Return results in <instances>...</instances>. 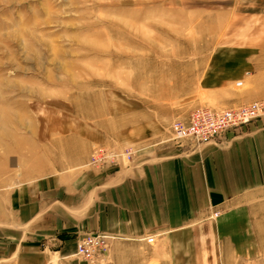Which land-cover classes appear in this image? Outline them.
<instances>
[{
  "label": "rangeland",
  "instance_id": "obj_1",
  "mask_svg": "<svg viewBox=\"0 0 264 264\" xmlns=\"http://www.w3.org/2000/svg\"><path fill=\"white\" fill-rule=\"evenodd\" d=\"M262 100L264 0H0V237L17 187L181 147L168 128L194 109ZM99 147L115 162L90 163Z\"/></svg>",
  "mask_w": 264,
  "mask_h": 264
},
{
  "label": "crops",
  "instance_id": "obj_2",
  "mask_svg": "<svg viewBox=\"0 0 264 264\" xmlns=\"http://www.w3.org/2000/svg\"><path fill=\"white\" fill-rule=\"evenodd\" d=\"M160 144L124 165L74 159L17 187L0 264H256L264 250V120L195 148ZM85 233L107 236L91 263L75 254Z\"/></svg>",
  "mask_w": 264,
  "mask_h": 264
},
{
  "label": "built area",
  "instance_id": "obj_3",
  "mask_svg": "<svg viewBox=\"0 0 264 264\" xmlns=\"http://www.w3.org/2000/svg\"><path fill=\"white\" fill-rule=\"evenodd\" d=\"M238 83L237 85H239ZM264 118V100L252 102L235 109L213 110L205 107L194 109L185 120L173 122L168 133L175 142H188L193 147L213 141L221 132L249 124ZM133 150L128 147L123 150L122 156L129 159ZM121 156V157H122ZM114 152L103 148L91 151L90 163L100 164L103 159L115 162ZM151 243L153 238H144ZM107 243V236L101 233H85L78 237L75 245V254L84 260L92 261L98 251H102Z\"/></svg>",
  "mask_w": 264,
  "mask_h": 264
},
{
  "label": "bare ground",
  "instance_id": "obj_4",
  "mask_svg": "<svg viewBox=\"0 0 264 264\" xmlns=\"http://www.w3.org/2000/svg\"><path fill=\"white\" fill-rule=\"evenodd\" d=\"M99 252H100V251H98V253H99ZM98 253H97V254H98ZM97 254L95 255V257L97 256ZM78 257H79V256H78ZM80 258H81V257H80ZM86 261H87V260H86Z\"/></svg>",
  "mask_w": 264,
  "mask_h": 264
}]
</instances>
